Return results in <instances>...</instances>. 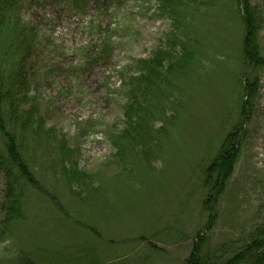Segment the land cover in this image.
I'll return each mask as SVG.
<instances>
[{"label":"rangeland","instance_id":"obj_1","mask_svg":"<svg viewBox=\"0 0 264 264\" xmlns=\"http://www.w3.org/2000/svg\"><path fill=\"white\" fill-rule=\"evenodd\" d=\"M17 2L0 56L26 47L20 95L37 135L22 153L44 191L22 186L6 226L0 171V264H187L199 233L222 263L264 226V67L246 57L243 0H172L177 16L164 0ZM249 6L264 58V0ZM241 126L207 212L206 172Z\"/></svg>","mask_w":264,"mask_h":264},{"label":"trees","instance_id":"obj_2","mask_svg":"<svg viewBox=\"0 0 264 264\" xmlns=\"http://www.w3.org/2000/svg\"><path fill=\"white\" fill-rule=\"evenodd\" d=\"M164 1L167 3L166 10L177 16V10L172 0ZM243 1L241 3L242 11H245L246 28L249 30L248 38L246 39L247 54H245L250 63L251 61L255 63L256 68H262L264 67V58L261 55L258 37L262 18L260 16L256 17L251 12L249 0ZM17 8H19L17 0H0V39L5 28L10 29L11 25L15 26V22L12 23V16L16 13ZM20 43L19 39L15 38L13 46H16V44L20 45ZM24 49H26L25 46ZM24 49L23 51L18 49L20 54L18 57H14V61L10 65L0 56V171L6 177V187L8 190L6 202L3 204L6 215L4 223L7 224L6 226H9L12 221L19 219L20 213L17 205L20 203V188L22 186L32 185L38 190L44 191L42 187L33 185L36 183L34 176H32L33 172L29 169L27 162H24L25 158L22 153V135L26 136L28 132L31 133L33 131L37 135V132L34 130L35 128L33 129L34 123H31L30 120L33 109H26L21 103V100L26 98L24 95H20V88L22 89L26 83L25 76L22 75L20 69L24 61ZM2 56L4 57L5 54H2ZM248 85L250 87L247 86L245 94L248 96V104H252V100L256 97L259 90L258 80L255 78L248 82ZM16 95H19L17 100L15 99ZM244 135L245 132L242 126L233 130L228 135L217 157V169L212 166L206 172L204 180L208 190L205 199V205L207 204L208 208H206L207 212L211 213L209 205L213 207V210H217L220 199L233 176L234 167L240 157L245 139H243ZM212 220L205 224V228H209L208 226L214 223V220L213 222ZM207 239L208 236L206 234L199 233L197 235L193 252L186 259L187 264H264V226L257 225L252 228L247 235L245 243L232 256L222 261V263H217V257L224 256V253L216 255L215 251L208 250ZM23 264L34 263L26 260Z\"/></svg>","mask_w":264,"mask_h":264}]
</instances>
